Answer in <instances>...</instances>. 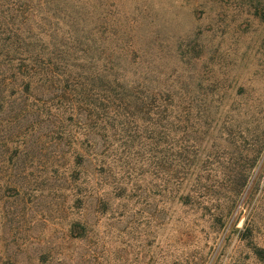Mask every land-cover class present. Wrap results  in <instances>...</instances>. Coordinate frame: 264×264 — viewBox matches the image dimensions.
I'll return each instance as SVG.
<instances>
[{"label": "rangeland", "instance_id": "rangeland-1", "mask_svg": "<svg viewBox=\"0 0 264 264\" xmlns=\"http://www.w3.org/2000/svg\"><path fill=\"white\" fill-rule=\"evenodd\" d=\"M16 51L50 57L73 81L40 86L36 103L0 76V264H259L232 231L221 243L208 215L163 191L149 145L122 154L116 142L115 161L124 158L103 168L95 153L105 141L80 123L100 82H113L103 77L118 72L182 106L170 117L166 165L186 158L187 181L216 188L230 160H246L237 151L260 143L246 162L260 200L255 243L264 248V0H0V53ZM61 90L78 106L48 119L46 102H60ZM202 103H212L215 130L193 129L197 111L181 112ZM224 120L240 129L229 135ZM54 121L73 135L57 139ZM240 253L250 258L240 263Z\"/></svg>", "mask_w": 264, "mask_h": 264}, {"label": "trees", "instance_id": "trees-1", "mask_svg": "<svg viewBox=\"0 0 264 264\" xmlns=\"http://www.w3.org/2000/svg\"><path fill=\"white\" fill-rule=\"evenodd\" d=\"M22 44L23 42L18 40V48ZM0 56L4 59L3 63L5 62L6 68L4 69L2 66L0 76H4L5 82L12 86L13 94L18 97H30L37 103L40 99L36 93L39 92L40 86H52V84L73 81L72 72L69 70L51 69L53 59L50 57L47 62L44 55L30 52L21 53L20 51H16L13 55L0 53ZM58 58L56 57L57 61ZM103 78L112 79L113 82H108V85L100 82V85L95 89L97 99L93 108L91 111L86 112V116H89L88 121L87 123H80L84 130L94 132L97 138L105 141L104 150L95 153V157L101 162L102 167L110 169L113 163L123 160L124 157L119 155V161H115L118 153L113 154V150L116 149H113L112 145L116 142L122 141V154L127 151L126 148L133 147H139V153H141L144 150L143 148H146L144 144L149 145L148 153L154 155L153 158L156 159L155 168H157L159 175H163V179H167V181L164 180L165 187L163 191L180 194L184 205L197 206L205 215H208L211 229L219 236L221 243L228 239L230 236L228 235L229 231H232L235 236L237 235L239 243L249 247L251 255L256 261L259 264H264V248L255 243V235L259 232L262 222L261 215L257 213L260 200H255L258 191V188H255L256 177L251 173V168L254 165L250 166L246 162L249 156L252 157L254 154L258 155L260 153L262 145L253 143L250 148L246 149L245 147L243 152H240L239 149L237 153L242 156L245 152L244 159L246 160L244 162H239L237 159L230 160L227 164L228 168H226L229 170L230 177L227 182L218 185L216 188H214V185L201 184V178L189 182L187 177L190 176L188 173L192 167L191 164H189V167L186 165V158L183 160L179 158V164L175 165V169L172 164L166 165L169 155L170 157L173 155L171 146L166 141L169 135L166 133L167 129L171 128L170 117L175 110H179L182 106L175 104L168 96L165 97L161 94L160 91L156 92L157 89H140L137 84L130 87L118 72L109 73ZM5 82L3 91L6 90ZM69 92L61 90L62 95L58 96L60 102L57 104H53L56 99H49L46 102L49 104V109L45 112L48 119L52 116L53 109L55 111L63 109L65 112L76 110L75 107L78 105H75L76 103H73V100L66 99L65 94H73L72 97L74 98L80 94L75 89ZM84 101H89V99L84 97ZM68 105L71 107H68ZM211 106L212 103L211 105L202 103L196 107H193V105L184 107L181 112L196 110L199 118L197 119L198 123L192 125L193 129H206L208 132L212 129L215 130L211 127ZM234 111L236 109L232 110V112ZM56 115L54 114V116ZM72 120L73 115L69 118V121ZM35 125L33 124V127ZM221 125L229 135H232L235 129L236 131L240 129V125L233 123V120H224ZM245 130L249 132L250 127ZM51 132L58 134L59 138L57 139L63 141L73 135L68 127L64 126L63 121H54L53 131ZM161 146L163 149L159 150ZM112 157L114 159H111ZM210 157V155L207 156L208 159ZM241 161H243V158H241ZM124 166L127 165H122V167ZM212 198H214L213 203L210 201ZM242 219H244V224L239 227L237 222ZM216 253L217 251L214 252L215 255ZM249 258V254L242 255L240 253L239 261L240 263L245 262Z\"/></svg>", "mask_w": 264, "mask_h": 264}]
</instances>
